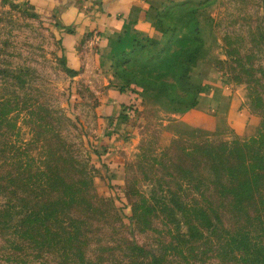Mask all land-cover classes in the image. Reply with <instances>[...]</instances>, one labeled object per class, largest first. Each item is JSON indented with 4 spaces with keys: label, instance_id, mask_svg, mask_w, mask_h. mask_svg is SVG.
<instances>
[{
    "label": "rangeland",
    "instance_id": "1",
    "mask_svg": "<svg viewBox=\"0 0 264 264\" xmlns=\"http://www.w3.org/2000/svg\"><path fill=\"white\" fill-rule=\"evenodd\" d=\"M151 9L145 47L111 65L129 99L102 119L54 23L0 0V264H260L224 232L264 240V179L233 203L206 150H264V0ZM174 193L222 229L170 223L155 200Z\"/></svg>",
    "mask_w": 264,
    "mask_h": 264
},
{
    "label": "crops",
    "instance_id": "2",
    "mask_svg": "<svg viewBox=\"0 0 264 264\" xmlns=\"http://www.w3.org/2000/svg\"><path fill=\"white\" fill-rule=\"evenodd\" d=\"M24 1L58 28L67 66L80 70L76 75L91 86L96 81L103 85L95 108L98 116L107 119L115 114L130 93L115 86L112 58L129 50L134 39L152 33L148 12L157 0Z\"/></svg>",
    "mask_w": 264,
    "mask_h": 264
},
{
    "label": "trees",
    "instance_id": "3",
    "mask_svg": "<svg viewBox=\"0 0 264 264\" xmlns=\"http://www.w3.org/2000/svg\"><path fill=\"white\" fill-rule=\"evenodd\" d=\"M151 6H154V4ZM151 6L148 17L153 24L156 18L154 19L153 17ZM148 37L149 35L134 39L132 47L129 50L122 51L113 56L112 63L122 55L134 53L140 46L144 48L145 45L143 46L142 43ZM154 44H151V46ZM184 74L185 69L181 66L179 75L183 77ZM117 87L120 88L119 86ZM202 89L203 87L201 91ZM255 142L252 139V143ZM229 146L227 145V147ZM232 146H234L232 149L231 147L230 149H227L226 146L223 147L222 155H215L214 151H209V148L206 151L209 164L213 167L220 168V172L218 173L220 177H217V179H221V182H223L219 183L223 187L222 192L226 193V196L229 195L233 203L239 205L241 197L251 193L254 194L255 191H260L258 184L260 186L261 181L264 179V150L260 145H250L245 141H233ZM227 155L233 157V161L228 158H222ZM155 202L159 204L161 210L170 218V223H173L177 228L180 222L184 223L189 229L194 228L196 230V226L210 228L211 230H221L223 227L220 213L211 208L212 202L208 199L206 200L205 206H203L194 198L184 200L180 194L174 193L169 197L160 196ZM224 236L226 243L233 245L232 252L239 250L242 255L252 256L254 261L264 264V240L250 237L245 233L241 235L233 231L229 233L227 230H225Z\"/></svg>",
    "mask_w": 264,
    "mask_h": 264
}]
</instances>
